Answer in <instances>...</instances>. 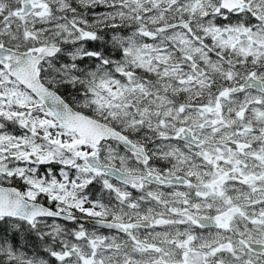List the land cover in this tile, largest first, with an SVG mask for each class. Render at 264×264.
Listing matches in <instances>:
<instances>
[{"label":"snow or ice","instance_id":"6c2138e0","mask_svg":"<svg viewBox=\"0 0 264 264\" xmlns=\"http://www.w3.org/2000/svg\"><path fill=\"white\" fill-rule=\"evenodd\" d=\"M0 264H264V0H0Z\"/></svg>","mask_w":264,"mask_h":264}]
</instances>
